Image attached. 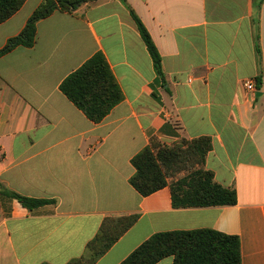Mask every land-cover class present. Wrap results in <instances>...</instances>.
I'll return each mask as SVG.
<instances>
[{
	"label": "crops",
	"instance_id": "1",
	"mask_svg": "<svg viewBox=\"0 0 264 264\" xmlns=\"http://www.w3.org/2000/svg\"><path fill=\"white\" fill-rule=\"evenodd\" d=\"M42 1L0 24V50ZM128 8L161 55L164 82ZM98 53L123 100L96 124L60 85ZM201 137L212 141L205 169L236 191L235 205L176 208L170 186L148 197L131 186L132 159L153 138ZM0 190L50 202L30 210L0 193V264H68L105 219L126 216L137 222L96 264H121L158 233L203 229L238 236L242 264H264V3L88 0L39 21L32 47L0 57Z\"/></svg>",
	"mask_w": 264,
	"mask_h": 264
},
{
	"label": "trees",
	"instance_id": "2",
	"mask_svg": "<svg viewBox=\"0 0 264 264\" xmlns=\"http://www.w3.org/2000/svg\"><path fill=\"white\" fill-rule=\"evenodd\" d=\"M26 1L0 0V24L16 14ZM87 1L43 0L24 30L0 50V57L18 46L32 47L39 21L59 10L74 12ZM121 1L126 5V0ZM254 2L259 10L264 0ZM128 9L151 55L157 76L164 82L161 55L145 25L134 11ZM60 90L96 124L102 122L123 100L122 90L102 53L94 55L70 74L60 85ZM211 150L212 141L208 137L191 141L184 139L171 146L162 145L153 138L150 146L132 159L135 174L130 184L143 197L170 186L176 208L235 205L236 191L217 183L213 172L205 169ZM0 193L14 197L30 210L50 203L29 199L9 190H0ZM137 219V216L105 219L96 238L87 245L86 254L68 264H96ZM167 257L174 258L173 264H242L241 240L238 236L209 229L162 232L150 237L121 264H158Z\"/></svg>",
	"mask_w": 264,
	"mask_h": 264
},
{
	"label": "built area",
	"instance_id": "3",
	"mask_svg": "<svg viewBox=\"0 0 264 264\" xmlns=\"http://www.w3.org/2000/svg\"><path fill=\"white\" fill-rule=\"evenodd\" d=\"M245 90L251 94H256L257 88L255 83L252 80H246L243 82Z\"/></svg>",
	"mask_w": 264,
	"mask_h": 264
},
{
	"label": "water",
	"instance_id": "4",
	"mask_svg": "<svg viewBox=\"0 0 264 264\" xmlns=\"http://www.w3.org/2000/svg\"><path fill=\"white\" fill-rule=\"evenodd\" d=\"M91 1H93V2H97V1H99V0H91Z\"/></svg>",
	"mask_w": 264,
	"mask_h": 264
}]
</instances>
